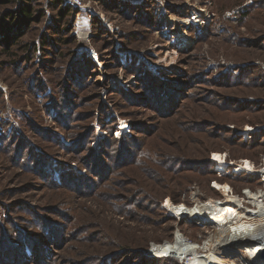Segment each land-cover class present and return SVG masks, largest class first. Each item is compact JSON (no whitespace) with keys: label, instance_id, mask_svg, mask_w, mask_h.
<instances>
[{"label":"rangeland","instance_id":"obj_1","mask_svg":"<svg viewBox=\"0 0 264 264\" xmlns=\"http://www.w3.org/2000/svg\"><path fill=\"white\" fill-rule=\"evenodd\" d=\"M82 1L0 3V264H186L174 208L264 186V0Z\"/></svg>","mask_w":264,"mask_h":264},{"label":"bare ground","instance_id":"obj_2","mask_svg":"<svg viewBox=\"0 0 264 264\" xmlns=\"http://www.w3.org/2000/svg\"><path fill=\"white\" fill-rule=\"evenodd\" d=\"M243 162L236 167V174L247 173L264 179V168L257 169L252 161L255 173H241ZM219 185L228 186L231 196L193 207L180 204L173 211L180 220L212 224L217 231L215 237H209L208 245L201 247L179 231L173 241L154 245L152 253L157 258L174 256L186 264H264L260 259L264 249V186L255 191L245 189L241 198L229 184Z\"/></svg>","mask_w":264,"mask_h":264},{"label":"trees","instance_id":"obj_3","mask_svg":"<svg viewBox=\"0 0 264 264\" xmlns=\"http://www.w3.org/2000/svg\"><path fill=\"white\" fill-rule=\"evenodd\" d=\"M20 4H22L20 11L18 13V21L21 25L24 26H31L34 22H37L39 19L33 17L31 3H34L37 0H20ZM4 1H1L0 3H3ZM58 5H62L63 0H56ZM74 9H72L69 6H65V13L74 12ZM64 14L62 13V16ZM16 22V16H13L12 14L6 15L3 19L0 20V35L2 37H5V42L8 44L9 42H14L17 40L16 36L12 37V28H14V23ZM17 23V22H16ZM9 45V44H8Z\"/></svg>","mask_w":264,"mask_h":264},{"label":"built area","instance_id":"obj_4","mask_svg":"<svg viewBox=\"0 0 264 264\" xmlns=\"http://www.w3.org/2000/svg\"><path fill=\"white\" fill-rule=\"evenodd\" d=\"M64 2H65V4L67 5V6H69V7H71V8H74V9H76V8H80V9H83L82 7H83V1L82 0H63ZM244 161V160H243ZM242 161V162H243ZM241 162V163H242ZM240 163V164H241ZM255 165V164H254ZM256 166V165H255ZM257 167V166H256ZM262 168H264V165H263V167H261V169ZM258 169V168H257ZM260 169V168H259ZM236 170V169H235ZM245 175H247V176H254V175H249V174H245ZM256 176V175H255ZM261 179H262V181H263V183H264V179L262 178V177H260Z\"/></svg>","mask_w":264,"mask_h":264},{"label":"water","instance_id":"obj_5","mask_svg":"<svg viewBox=\"0 0 264 264\" xmlns=\"http://www.w3.org/2000/svg\"><path fill=\"white\" fill-rule=\"evenodd\" d=\"M260 259L264 261V249L261 251V257H260Z\"/></svg>","mask_w":264,"mask_h":264}]
</instances>
